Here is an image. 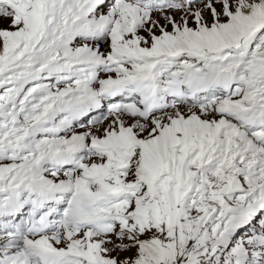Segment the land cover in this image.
I'll return each instance as SVG.
<instances>
[{"label":"snow or ice","instance_id":"snow-or-ice-1","mask_svg":"<svg viewBox=\"0 0 264 264\" xmlns=\"http://www.w3.org/2000/svg\"><path fill=\"white\" fill-rule=\"evenodd\" d=\"M0 264H264V0H0Z\"/></svg>","mask_w":264,"mask_h":264}]
</instances>
